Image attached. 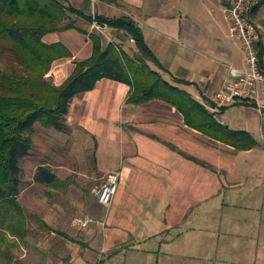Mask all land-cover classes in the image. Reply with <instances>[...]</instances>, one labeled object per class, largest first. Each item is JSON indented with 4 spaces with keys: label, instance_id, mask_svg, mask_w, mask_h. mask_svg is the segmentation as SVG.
<instances>
[{
    "label": "crops",
    "instance_id": "crops-1",
    "mask_svg": "<svg viewBox=\"0 0 264 264\" xmlns=\"http://www.w3.org/2000/svg\"><path fill=\"white\" fill-rule=\"evenodd\" d=\"M67 1L92 19L130 16L163 68L155 69L173 81L182 79L174 85L219 125L247 133L255 142L237 149L208 136L164 100L128 103L131 86L126 83L101 79L93 90L75 97L68 123L95 141V176L119 174L101 251L88 245L96 251L94 263L199 264L203 259L214 264L217 252H228L233 241L238 248L229 252L228 261L237 257L231 264H264V83L251 102L224 108L214 102L232 79L229 68L244 67V51L230 34L223 0H180L192 4L184 8L178 0H119L118 6ZM250 17L260 33L264 74V3ZM74 23L41 39L46 45L63 44L70 54L52 63L48 78L56 85L92 56L91 35L102 38L103 47L110 43L82 16ZM128 42L136 51L133 41ZM85 248L79 264H88Z\"/></svg>",
    "mask_w": 264,
    "mask_h": 264
},
{
    "label": "trees",
    "instance_id": "trees-1",
    "mask_svg": "<svg viewBox=\"0 0 264 264\" xmlns=\"http://www.w3.org/2000/svg\"><path fill=\"white\" fill-rule=\"evenodd\" d=\"M263 3L264 0L258 7ZM61 10L64 8L56 0H0V56L11 57L10 66L1 77L0 202L14 198L19 193V163L29 155L34 125L41 123L66 133L69 128L66 117L70 112L71 101L81 93L93 90L101 79L130 85L128 103L138 105L152 99L164 100L182 112L189 126L208 136L237 149L251 148L255 144L247 133L229 132L223 128L187 92L153 69L150 64L161 70L163 68L147 46L139 24L126 15L116 18L96 15L92 19L71 6L67 8L91 23L95 20L99 24L108 25L116 32L115 37L119 40L125 37L132 40L137 53L130 56L113 43L103 47L102 38L91 35L92 56L78 62L63 84L57 86L49 83L46 75L51 70L52 62L70 54L63 44L46 45L41 39L45 34L75 27L74 23L59 26L64 20ZM24 13H30L31 20L20 19ZM36 13L40 17L32 18ZM259 60L261 62L260 53ZM174 81L180 84L182 79ZM189 159L197 162L192 157ZM34 181L52 184L56 177L48 168L41 166Z\"/></svg>",
    "mask_w": 264,
    "mask_h": 264
},
{
    "label": "rangeland",
    "instance_id": "rangeland-1",
    "mask_svg": "<svg viewBox=\"0 0 264 264\" xmlns=\"http://www.w3.org/2000/svg\"><path fill=\"white\" fill-rule=\"evenodd\" d=\"M57 1L64 8L61 10L64 20L59 26L74 23L78 16L67 10L71 4L67 0ZM178 2H175L176 6ZM108 4L118 6L119 0ZM186 5L190 7L192 4L180 2L181 7ZM36 17H40L38 13L32 18ZM26 18L31 20L30 13H24L20 17ZM94 30L107 42L112 39L114 45L130 56L137 53L130 50L126 37L119 40L111 28L105 29L103 35L96 28ZM10 58L0 56V91L1 77L11 64ZM49 73L46 75L48 82L56 85L48 78ZM161 76L172 84L175 83L168 75ZM66 124L69 125L66 133L41 123L34 125L29 155L19 163V193L14 198L0 202V264H79L81 250L85 247L88 264H95L96 251L91 250L88 245L97 246L96 250L100 249L99 245L103 243L102 229L108 227V210L98 204L92 195V188L105 175L95 176V141L86 135L83 128L69 124L68 116ZM41 166L55 175V183L40 184L34 181ZM85 218L89 219V224L86 228H81L77 221ZM232 242L228 243V247L235 250L234 247H238L236 242ZM230 250H219L218 256L212 260L214 264H231L232 260H236L237 257H232L228 261ZM208 261L200 259L199 264L212 263Z\"/></svg>",
    "mask_w": 264,
    "mask_h": 264
},
{
    "label": "built area",
    "instance_id": "built-area-1",
    "mask_svg": "<svg viewBox=\"0 0 264 264\" xmlns=\"http://www.w3.org/2000/svg\"><path fill=\"white\" fill-rule=\"evenodd\" d=\"M263 0H223L224 16L230 25V34L237 40L244 51V67L229 68L232 79L226 82L220 93L214 98V102L220 108L229 106L240 101L254 100L257 93V86L264 83L261 62L259 60V50L257 42L260 38L257 27L250 14ZM93 27L99 30L102 35L108 25L99 24L95 20ZM113 43L112 39H108ZM119 185V174L108 173L100 178L98 183L92 188V195L98 204L109 210L115 193ZM89 219L78 220L81 228L88 226Z\"/></svg>",
    "mask_w": 264,
    "mask_h": 264
}]
</instances>
